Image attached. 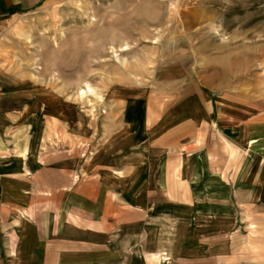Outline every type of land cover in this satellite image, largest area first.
Listing matches in <instances>:
<instances>
[{
	"label": "rangeland",
	"instance_id": "rangeland-1",
	"mask_svg": "<svg viewBox=\"0 0 264 264\" xmlns=\"http://www.w3.org/2000/svg\"><path fill=\"white\" fill-rule=\"evenodd\" d=\"M8 17L4 157L70 188L114 178L164 237L186 222L193 255L220 254L194 264H264V0H41Z\"/></svg>",
	"mask_w": 264,
	"mask_h": 264
},
{
	"label": "crops",
	"instance_id": "crops-1",
	"mask_svg": "<svg viewBox=\"0 0 264 264\" xmlns=\"http://www.w3.org/2000/svg\"><path fill=\"white\" fill-rule=\"evenodd\" d=\"M39 1L0 0V27ZM3 141L0 123V264H145L155 256L160 264H194L220 255L204 248L193 255L186 222L164 237L156 215L147 220L156 205L137 203L135 191L114 188V178L102 173L99 188H70L71 175L51 179L35 157H4ZM172 207L161 209L170 214ZM181 224L185 238L177 246Z\"/></svg>",
	"mask_w": 264,
	"mask_h": 264
},
{
	"label": "bare ground",
	"instance_id": "bare-ground-1",
	"mask_svg": "<svg viewBox=\"0 0 264 264\" xmlns=\"http://www.w3.org/2000/svg\"><path fill=\"white\" fill-rule=\"evenodd\" d=\"M87 88H88V92H89V91H90V92L92 91V89H91L89 86H88ZM85 93H86V91H83V92H82V94H85Z\"/></svg>",
	"mask_w": 264,
	"mask_h": 264
}]
</instances>
